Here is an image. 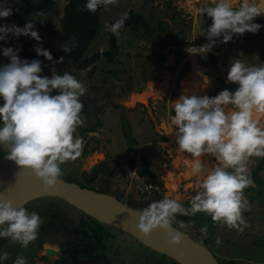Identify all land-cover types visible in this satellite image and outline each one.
Instances as JSON below:
<instances>
[{
  "label": "clouds",
  "instance_id": "clouds-1",
  "mask_svg": "<svg viewBox=\"0 0 264 264\" xmlns=\"http://www.w3.org/2000/svg\"><path fill=\"white\" fill-rule=\"evenodd\" d=\"M118 0H87L81 11L96 12L115 5ZM149 3V0H148ZM206 14L212 23L204 35L208 43L191 46L185 51L192 55L208 53L216 44L232 41L233 36L245 32L257 33L262 25L254 19L264 14V0H212L209 6L195 9ZM13 14L9 5L0 6V19ZM145 15V14H144ZM148 19L149 15H145ZM128 18L127 12L111 25H105L119 37ZM167 27V26H166ZM29 36L40 42L34 30V21L24 27L0 24V41L9 37ZM35 52L47 61H53L49 50L37 46ZM71 51L65 43L61 49ZM21 49L7 47L2 55L8 63L0 65V145L7 149L6 159L37 178L45 191L61 182L60 165L77 160L84 148L82 137L74 134L85 126L81 102L87 88L68 72H52L51 77L41 76V61L20 59ZM65 59L61 56L54 63ZM226 82L238 85L234 92L224 89L215 97L181 94L174 101L175 115H170L175 126V144L181 153L190 154L191 174L196 178V192L184 206L180 195L165 197L150 203L140 211L135 228L148 237L153 230H163L169 244L178 245L185 232L175 230L173 223L185 228L177 215L192 217L197 213L209 216L214 225L226 226L242 233L248 227L243 212L250 210L244 190L253 184L248 163L250 158H264V66H247L236 59L231 63ZM53 90L58 94L52 95ZM231 105V107H228ZM173 130V127H172ZM210 154L216 166L201 163V157ZM38 213H29L23 206L0 198V238L12 245L27 248L38 239L42 224ZM206 237L208 226L201 229ZM220 246L222 240L215 241ZM10 259V253H0V264ZM12 264H28L18 255Z\"/></svg>",
  "mask_w": 264,
  "mask_h": 264
},
{
  "label": "rangeland",
  "instance_id": "rangeland-1",
  "mask_svg": "<svg viewBox=\"0 0 264 264\" xmlns=\"http://www.w3.org/2000/svg\"><path fill=\"white\" fill-rule=\"evenodd\" d=\"M16 1L19 6L24 8L25 0ZM63 4V0H55L53 10L47 13H43L41 10L31 11L30 20L33 18L36 20V23L39 24L48 17H52L54 20L53 27L59 32L58 25L60 23L59 18L63 15ZM211 4L212 0H158L157 5L153 7L148 17L149 24L154 29L153 34L151 31H144L142 28L137 29L138 31L135 32L129 29L130 27L127 25L123 27L120 30L119 37L115 35L118 52L114 58L115 60L111 63H107L106 56L100 53V51L102 52L109 49L108 33H110V31L105 25H109L110 21L119 18L122 13L130 8L137 12V2H134V0H118L115 5H109L107 11H105L104 8L102 9L100 13V30L84 53V57L92 56L95 52L100 53L99 57L91 62L87 68L89 69L92 66L95 67L93 68V75H87L86 70H75L73 66L70 68L65 66V70L69 71L70 74L72 73V75L87 88L85 95L90 94L91 96L90 98L84 96V99H88L90 102L95 99V101H92L88 106H86L85 103L83 104V113L85 117L89 113L88 109L90 106L95 109L91 110L94 114L99 110L98 114L95 115L96 121H93V118L89 117V119H86L85 124L86 126L89 124V128L94 129L96 125H101V123L104 122V127H96L95 131H97V137L103 139L104 142L107 141L109 145L106 146L103 142L102 150L99 151V154H96V156L99 155L101 162H97V160L92 161V159L95 158L94 153H96L97 150L93 149V142L88 141L81 156L75 161L66 162L65 165L67 166L62 167V178L71 180L80 185L101 190L102 192H107L109 190L107 189L109 183L111 186H114L116 190L123 191V194L119 198L124 203L143 210L150 203L154 202L150 199L152 195L140 196L134 192L126 182H120L115 176V171L119 166L123 162L129 161L132 163L135 160H139L144 166L146 156L144 155V158L143 155H141L143 152H146L148 157L153 154L156 156H153V159L155 163L159 164L158 168L164 164L167 169L170 164L176 167L174 156L177 152L180 153L182 158H185L186 161L192 160V157L189 159L190 154L181 153L177 150L175 140L171 145L168 144L166 147L161 145L160 142L165 138V133L161 134L157 132L161 129L160 123L156 126L159 122L158 115L166 113V117L164 116L166 119H168L170 115H175L173 104L181 94L189 96L192 94L197 95V92L193 90V85H196L198 82L194 78L199 79L201 83L204 84H202L204 87L198 96H204L206 94L204 89L206 81V88L208 90L207 96L211 98L222 91L221 87L223 86L229 91H232L231 88L236 89L238 87L236 84H227L228 82L225 80V75H227L229 70L227 69V64L231 67V63L236 59H241L247 66H264V18H262V16L255 18L253 21L254 23L262 25L260 30L255 34L248 32L244 35H234L232 41L227 43L219 42L222 37L215 38L217 41L216 44L206 54L201 53V55H192L185 51L188 47H199L208 43V40L204 36L207 33L205 29V14L199 15L196 13L195 9ZM4 5H9V7L13 9V12L15 11L14 7L11 5V0H2L0 6ZM146 15L148 16V14ZM10 23L21 27L18 19L14 17L13 14L6 20L0 19V24L10 25ZM166 26H170L174 32L171 34L172 39L170 38L168 42L166 41L165 47H160L159 38H169L166 32L163 31ZM21 37L13 40L12 43L11 37H9L7 42L0 41V59L2 58V63H8V59L2 55L3 49L7 47H12L14 49L19 48V46L16 47V44L19 43L22 48H19L21 49L19 54L23 56H28L30 51L36 53L34 49L37 46L47 49L50 52H52V50H58L61 47L59 33L49 40H41L40 42L29 36H23L21 41ZM238 39H240V41H238ZM174 41L176 45H168L170 42ZM237 48L244 50L246 54H248V58L244 59L241 51L237 53ZM151 56L156 57L154 69L150 68L143 74L141 67L145 69L147 61ZM37 60L44 61L45 58L37 55ZM221 66H223V68ZM224 67L227 71L224 70ZM145 79L148 81L147 83H145ZM103 83H107L111 88L113 87V89H116L118 94H128V91L132 87L133 92L136 93H134L135 95L133 94L134 96L132 95L130 99L137 100L138 104L121 107V115L120 108H118L119 116L118 112L114 111L116 106L113 104L111 105L110 101L106 103V94H101L105 89L101 86ZM147 88H149L148 91L146 90ZM92 91L94 93H91ZM137 93H142L144 96L141 98V101L139 100L140 98L137 97ZM0 103H2V101H0ZM132 106H135L133 110L129 108ZM127 115L130 117L129 123L131 133L129 132V137L132 139L134 137L137 140L136 147H133V151L129 148V137H125L124 131L121 129V126H123V117L125 120ZM142 123L145 124L143 125ZM170 124L171 122L169 119V122L166 124L167 129L170 128ZM142 126H145L144 131H141ZM84 127L85 126L82 127V130L86 131L88 128L84 129ZM106 129L108 130V134ZM0 148L3 149V151L7 150L6 147L2 145H0ZM162 153L165 155V158H160ZM212 158L214 157L211 156V159ZM214 159L211 165L214 164ZM253 159L260 161L258 157H253ZM185 164L186 163H184V165ZM107 180L109 181L108 183ZM191 180L192 175L182 180L184 188L190 185L189 181ZM179 182L180 180L170 176L165 182L167 190L162 192V195L164 194V197H172L177 194L180 195L177 190ZM263 187V185L256 181L255 186L244 190V194L250 205V210L246 214L243 213V217L247 224L249 220L251 223L248 224V227L245 228L242 233H238L235 229L230 231L226 226L220 225H215L216 227L213 230L212 227L214 224L212 226L211 218L202 212L192 216V219L186 217L188 221L180 219L181 215H177L176 220L187 223L190 226V232L198 238H203L202 240L208 248L216 255L219 264H224L226 262L225 249L229 252H226V255L230 256L231 251H235L231 247L232 242H240L242 237H250V235L247 234L252 232L256 233L264 229V208L260 207L261 202L264 201ZM195 192L196 191H189L182 194L187 196ZM50 202L53 204V208H50V212L53 214L58 211L57 209H62L63 213L69 218L73 217L78 219L81 217V213L72 206L51 196L32 200L23 205V207L26 208L29 213H32L36 212L37 208H35V206L37 204ZM186 203L187 202L183 205L186 207L190 206L189 203ZM204 225L208 226V234L206 237H202L199 231ZM105 229L112 233V235L114 234V237H119L118 241H121L119 243L120 251L123 252L124 256H128V253L153 255V251H150L145 246L134 242L131 238H124L126 236L123 232L117 231L112 227H106ZM217 237L222 240L220 246H217L215 243ZM259 237H264V233L259 235ZM123 238L124 240H122ZM55 243H57L56 238L50 240L51 247L55 248L53 245ZM262 254L264 253L259 252L258 256H260V258L256 257L255 259L263 258Z\"/></svg>",
  "mask_w": 264,
  "mask_h": 264
},
{
  "label": "water",
  "instance_id": "water-1",
  "mask_svg": "<svg viewBox=\"0 0 264 264\" xmlns=\"http://www.w3.org/2000/svg\"><path fill=\"white\" fill-rule=\"evenodd\" d=\"M155 58L149 57L145 71L154 67ZM221 88L227 89L224 86ZM56 94L58 92L53 90L52 95ZM112 100L118 103L121 99L113 95ZM6 155L7 153L0 156V198L11 201L13 206H23L32 200L51 196L69 204L81 215L90 216L123 232L126 236L124 238H131L134 242L161 253L179 264H219L215 254L202 238L190 232V226L187 223L185 228H180L176 222L173 223L175 230L185 232V237L178 245L169 244L161 229L153 230L148 237H144L135 228L142 209L130 207L124 203L119 198L123 191L116 189L110 192L97 191L62 177L61 182L45 191L37 178L29 171L20 169L13 161L6 159ZM263 164L264 160L252 174L253 177H257L256 181L261 185H264ZM51 253H53L52 250H50Z\"/></svg>",
  "mask_w": 264,
  "mask_h": 264
},
{
  "label": "flooded vegetation",
  "instance_id": "flooded-vegetation-1",
  "mask_svg": "<svg viewBox=\"0 0 264 264\" xmlns=\"http://www.w3.org/2000/svg\"><path fill=\"white\" fill-rule=\"evenodd\" d=\"M168 36L169 38H166V39H162L163 37L159 38L160 47H165L166 41L168 42L170 38L172 39L171 35H168ZM22 38L23 36L21 37V41H22ZM168 45H170V43ZM18 46L19 48H21L20 43L18 44ZM59 50H61V47L58 50H53V51L56 52ZM100 53H104V51L102 52L100 51ZM19 57L22 60L26 59L29 62H31L32 60H37V53L30 51L28 56H23L19 54ZM54 62L55 60L51 61V63L50 61H47V60L41 61V66H42L41 75L47 76L50 78L53 71L58 74H63L64 72L70 73L69 71L65 70V66H67L68 68L73 66V68L78 71L86 70L87 75H93L94 73L93 71V68H95L94 66L90 67L89 69H87L88 66L82 69V68H78L75 63L63 61L61 62V64H56ZM106 62L108 63L109 61L106 59ZM4 64L6 63H2V58H1L0 65H4ZM141 71H143V74H144L145 69L141 67ZM147 82L148 81H146L145 79V83ZM101 86L105 88L103 90L104 92L101 93V94H106L105 102L107 103L108 101H110L111 105L113 104L114 106H116L115 108L123 107L124 105H129L132 102H135L136 104H138L137 100L130 99L131 96L134 93H136V92H133L132 87L128 91V94L127 93L118 94V91L116 89H113V87L111 88L107 83L105 84L103 83L101 84ZM91 93H94V92L92 91ZM113 95H116L117 97H119L121 100H124V101L114 103L112 100ZM84 96L90 98L91 95L87 94ZM84 96L81 97V102L83 104L85 103L86 106H88V104H91L92 101L93 102L95 101V99H93L90 102L88 99H84ZM137 97L140 98L139 100L141 101V98L143 97L142 93H137ZM88 110H89V113L88 115L86 114L87 115L86 119H89V117H92L93 121H96L95 115L98 114L99 110H97L95 114L91 111V110H95L91 106L89 107ZM82 115H84L83 112H82ZM129 120H130V117H129ZM104 124L105 123L102 122L101 125H96L94 129H90L89 128L90 125L87 124L86 126L85 124L84 129L88 128L86 131L82 130L83 128L81 127L77 130L78 133L74 134L76 136L83 138L84 147L85 145L88 144V141L93 142L92 147L93 149L97 150V152L94 153L95 158L93 159L94 161L97 160V162H101L99 155L96 156V154H99V151L102 150L104 141L100 137H97V134H95V132L97 131L95 130H96V127L98 128L102 127L104 126ZM121 129L123 130V126H121ZM106 131L108 134L107 129ZM106 143L107 141L104 142V144ZM0 152H1L0 156L6 154V152L3 151V149L1 148H0ZM65 164L62 167H65L66 166ZM61 170H63V168H61ZM254 171L255 169L252 170V174H254ZM35 208H37L36 213L40 215L41 220L43 221L39 229L38 239L33 241L27 248H22L19 245L10 244V242L7 239L0 238V253H3L5 251L10 253V259L7 262H4V264H12V261L15 260L18 255H22L23 257H25L28 261V264H179L173 259H170L166 257L165 255L158 253L156 251H153L147 247H146L147 249H149L150 251H153L152 252L153 255L128 253V256H124L123 252L120 251L119 243L121 241H118L119 237H114V234L112 235V233H111L112 236L109 237L107 240V244H106L107 249L102 250L103 244L101 243L102 241L100 242L99 240L101 239V237H81L80 235L76 233V228L81 222V219H83L84 215H81V217H79L78 219H75L73 217L69 218L68 216L62 213L65 216V219H63L64 222H62L64 223L65 227L60 229V227L55 226L54 224L55 219L51 218L53 215V213L50 212V208H53L52 202L44 203V204H37ZM55 238L57 239V243L53 244L55 246V248H53L50 246V240L55 239ZM122 240H124V238ZM50 250H52L53 253L50 254Z\"/></svg>",
  "mask_w": 264,
  "mask_h": 264
},
{
  "label": "trees",
  "instance_id": "trees-1",
  "mask_svg": "<svg viewBox=\"0 0 264 264\" xmlns=\"http://www.w3.org/2000/svg\"><path fill=\"white\" fill-rule=\"evenodd\" d=\"M63 1H64L63 8H62L63 15L62 17L60 16L61 19L59 18L60 23L58 25L59 32L53 27L54 20L52 17H48L45 21H42L39 24L36 23V20H34L33 18L30 20L31 11L41 10L43 13H47L50 10H53L55 0H25L24 8L19 6L16 0H11V5L15 9V11L13 12V16L18 19L21 27H24L25 23L28 21H34V30L38 32V35L40 36L42 41L49 40L51 37L58 35L59 33L61 49L63 48V45L66 43L71 48V51L68 53H64L62 50H59L56 52L52 50L51 54H52L53 60L56 61L61 56H64L65 62L75 63L78 68L83 69V68H86L94 59L98 58L99 56V53L97 52L93 56L84 57V53L89 47V45L91 44L94 37L98 34L100 30V27H101L100 13L103 7L98 8L96 12H89L86 10L81 11L83 6L86 4L87 0H63ZM1 3H2V0H0V4ZM126 12L128 14V18L125 21L124 27L127 25L130 27V28L129 27L127 28L135 32L138 31L137 29L142 28L144 31H151V33L153 34L154 29L150 26L149 20L145 17L144 14L136 12L133 9H129ZM119 18L110 21L109 25L113 24ZM211 23H212L211 18L207 17V15L205 14L206 30ZM11 24L13 23H10V25ZM163 31L166 32L167 35H171L174 32V30L170 26L165 27ZM108 34H109V37H108L109 49L107 51H104L103 54L106 56V59L109 62H111L116 57L118 50H117V41H116L115 35H113L111 32ZM13 40L15 39L11 38V43ZM173 44L176 45V42L175 41L170 42V45H173ZM17 46L18 44H16V47ZM133 104H136V103L132 102L128 106L133 105ZM134 107L135 106H132L129 108L133 110ZM129 121L130 120H129L128 115L125 117V120L123 117V131H124L125 137H129V132H130ZM128 141L130 145L129 148L131 149L133 146L132 144L134 140L131 137H129ZM64 164L60 165V167L62 168ZM144 171L147 172L149 176L153 177V173L149 169V164L146 158L144 161ZM68 181H71V180H68ZM154 181L157 182L158 180L155 179ZM81 186L87 187L85 185H81ZM97 191H101V190H97ZM163 198L165 197L159 196L151 200L159 201ZM127 205L130 207H134L130 204H127ZM62 213L63 211L59 209L51 217L55 219V222H54L55 226L60 227V229L65 227L64 223H62L64 222L63 219H65V216L63 215L64 213L63 214ZM106 227H111V226L105 225L90 216L84 215L83 219H81V222L76 228V233L80 235L81 237H101V239L99 240L100 242L102 241L101 243L103 244L102 250H106L107 240L109 237L112 236L111 233L105 229Z\"/></svg>",
  "mask_w": 264,
  "mask_h": 264
},
{
  "label": "crops",
  "instance_id": "crops-1",
  "mask_svg": "<svg viewBox=\"0 0 264 264\" xmlns=\"http://www.w3.org/2000/svg\"><path fill=\"white\" fill-rule=\"evenodd\" d=\"M126 1H128V0H126ZM129 1H131V0H129ZM134 2H137V5H136V7H137V9H138V11L137 12H139V13H141V14H148V15H150V13H151V11H152V9H153V7L155 6V5H157V3H158V0H149V3H148V0H134ZM130 9H132V8H130ZM129 10V9H128ZM134 10V9H133ZM262 16V18H264V14H262L261 15ZM206 29V28H205ZM207 31V30H206ZM245 33H248V32H245ZM244 33V34H245ZM243 34V35H244ZM241 39V38H240ZM240 39H238V41H240ZM242 40V39H241ZM237 50V53H239V51H241L242 52V57H244V59H246V58H248V54H246V52L244 51V50H241V49H239V48H237L236 49ZM243 59V58H242ZM227 66H228V68L227 69H229L230 68V65L229 64H227ZM222 68H223V66H221ZM226 67V66H225ZM224 67V70L225 71H227V69ZM220 74H221V72H220ZM226 76L227 75H225V80H226ZM211 77V76H210ZM201 78V77H200ZM196 81L198 82L196 85H193L194 87H193V90L195 91V92H197V96L200 94V92L203 90V83H201V81L199 80V79H197L196 78ZM203 84V85H202ZM227 84H230V85H232L233 83H227ZM201 85H202V87H201ZM228 86V85H227ZM201 89V90H200ZM205 91H206V94L205 95H207V92H208V90H207V88H206V81H205ZM231 90H232V92H234L236 89H234V88H231ZM124 106H126V105H124ZM118 108H120V115H121V107H117V108H115L114 109V111H117L118 112V115H119V109ZM126 108V107H125ZM127 109V108H126ZM129 109V108H128ZM165 114L166 113H161V114H159L158 115V123L156 124V126L160 123V130H158L157 128V132L158 133H165V138L162 140V142H160L161 143V145L162 146H164V147H166L168 144L169 145H171L173 142H174V140L176 139V137H175V131H176V128H175V126H172L171 124L169 125V129H167V126H166V124L169 122V118L168 119H166L165 117ZM119 115V116H120ZM138 116V115H137ZM165 116V117H164ZM143 125L145 124V123H142ZM154 125H155V123H154ZM102 127H104V126H102ZM172 127H173V130H172ZM145 130V126H142L141 127V131H144ZM162 131H164V132H162ZM95 134H97L96 132H95ZM133 140H134V142H133V146H132V148L130 149L131 151H133V147L135 146L136 147V144H137V140H136V138H134L133 137ZM109 144H107L106 143V146H108ZM141 155H143V157H144V155L146 156V158H147V161H148V164H149V169H150V171L153 173V177H151V179L154 181L155 179L156 180H158L157 182H155L156 183V185H157V188H156V190H155V192L152 194V196L150 197V199H155V198H157V197H159V196H163L164 197V194L162 195V192H165L167 189H166V187H165V182L170 178V176H172V177H177L178 176V174H179V170L176 168V167H174L172 164H170V166L168 167V169L167 168H165V164L164 165H161L159 168H158V166H159V164L158 163H155L154 162V159H153V156H155L154 154L153 155H150L149 157H148V154L146 153V152H143ZM156 157V156H155ZM190 155H189V159H190ZM160 158H165V155L162 153L161 155H160ZM201 158H203V159H205L206 161H207V164H208V166L209 167H214V166H216V161H215V159L214 158H212L211 159V155L210 154H204V155H202V157ZM210 158V159H209ZM184 160H185V158H183ZM213 159H214V164H212L211 165V162L213 161ZM86 160H87V158H86ZM94 159H92V161H93ZM264 160V158H260V161L259 160H257V159H253V157L252 158H250V160H249V163H248V168H249V170H250V175H251V178H252V170H254V169H256L258 166H260L261 164H262V161ZM89 161V160H88ZM188 161V160H187ZM191 161V160H190ZM90 162V161H89ZM67 166V165H66ZM263 166H264V164H263ZM182 169H184V170H186V165H184L183 167H182ZM113 173V172H112ZM112 175V174H111ZM256 178L257 177H253V184L250 186V187H248V188H251L252 186H255V184H256ZM109 181L107 180V183H108ZM196 183V178L194 177V176H192V180L191 181H189V184L190 185H188L187 187H185L184 188V186H183V184H182V181H180L179 183H178V192H179V194L181 195L182 193H185V192H194V191H196V189H195V187H194V184ZM111 183V182H110ZM264 186V185H263ZM107 189H109L107 192H109V191H112V190H114L115 188H114V186H111V184H109L108 183V185H107ZM264 188V187H263ZM193 195H195V193H190V194H188L187 196L186 195H184V194H182L181 195V197L183 198L182 199V201L183 202H181L182 204H185V202H187L186 204H188L189 203V201H190V199H191V197L193 196ZM186 196V197H185ZM244 196H245V198L247 199V197H246V195L244 194ZM248 201V200H247ZM260 207H263L264 208V201H262L261 202V206ZM259 207V208H260ZM262 210V209H261ZM248 211H246V212H243L244 214H246ZM180 216V215H179ZM186 217H188V216H180V219H182V220H185V221H188V218L186 219ZM191 218V217H190ZM192 219V218H191ZM251 223V221L249 220V223L248 224H250ZM212 226H213V222H212ZM196 227V226H195ZM215 225L212 227V229L214 230L215 229ZM198 229V228H197ZM199 230V229H198ZM200 231V230H199ZM230 231H232V230H230ZM262 233H264V229L263 230H261V231H258V232H256V233H254V232H252V233H250V234H247V235H250V237H242V239L240 240V242H235V243H233L232 242V249H234L235 251H231V256L230 255H226L227 253H229V252H227V250L225 249V258H226V262L224 263V264H231V263H240V264H243V263H246V264H264V254H262V256H263V258H261V259H255L256 257H258V258H260V256H258V253L259 252H261V253H264V237H259V235H261ZM203 239V238H202ZM232 241V240H231ZM261 243V244H260ZM257 246H258V248H257ZM227 252V253H226ZM214 253V252H213ZM257 255V256H256ZM216 256V255H215Z\"/></svg>",
  "mask_w": 264,
  "mask_h": 264
},
{
  "label": "built area",
  "instance_id": "built-area-1",
  "mask_svg": "<svg viewBox=\"0 0 264 264\" xmlns=\"http://www.w3.org/2000/svg\"><path fill=\"white\" fill-rule=\"evenodd\" d=\"M115 176L120 182H126L140 196H150L157 188L156 183L144 171V166L139 160L132 163L123 162L115 171Z\"/></svg>",
  "mask_w": 264,
  "mask_h": 264
},
{
  "label": "bare ground",
  "instance_id": "bare-ground-1",
  "mask_svg": "<svg viewBox=\"0 0 264 264\" xmlns=\"http://www.w3.org/2000/svg\"><path fill=\"white\" fill-rule=\"evenodd\" d=\"M194 79H196V78H194ZM146 90L148 91L149 88H147ZM200 159H201V163L202 164L207 163V161L205 159H203V158H200ZM174 162H175L176 168L180 171L178 176L176 177L178 180L182 181V180H184V179H186V178H188V177H190L192 175L191 174V161L184 160L180 153H178V152L176 153V155L174 156ZM184 163H186L185 164L186 165V170L182 169V167L184 166Z\"/></svg>",
  "mask_w": 264,
  "mask_h": 264
}]
</instances>
